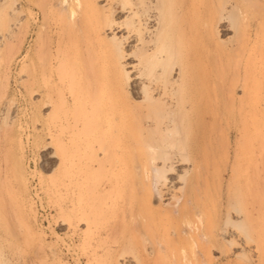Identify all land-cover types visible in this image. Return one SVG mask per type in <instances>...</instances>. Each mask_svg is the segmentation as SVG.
I'll return each mask as SVG.
<instances>
[{
  "label": "rangeland",
  "instance_id": "1",
  "mask_svg": "<svg viewBox=\"0 0 264 264\" xmlns=\"http://www.w3.org/2000/svg\"><path fill=\"white\" fill-rule=\"evenodd\" d=\"M233 1L237 26L207 21L204 4L192 7L187 0L182 10L177 4L160 9L164 29L158 30V44L173 49L169 67L176 70L183 61L188 75L200 82L186 80L185 91L216 86L220 93L210 97V107L204 93L175 116H200L209 109L203 129L211 132L206 129L205 140L195 139L192 126L185 137V124H178V137L199 152L181 161L180 153L171 151L173 167L165 182L158 181L161 160L144 168L147 157L126 145L111 153L113 164L94 175L95 182L106 181L107 192L96 199L101 208L87 232L64 206L67 192L61 189L59 196L56 189L68 179L61 161L69 140L59 142L43 131L39 98L27 92V77L57 68L81 103L141 105L132 66L140 56L152 57L134 40L136 1L0 0V264H264V0ZM111 26L120 30L113 34ZM250 91L256 94L253 107L262 109L259 115L241 111L246 101L239 98ZM75 107L58 102L55 114ZM232 107L235 116H227ZM89 114L95 120L101 111ZM244 123L263 140L253 134L247 144L237 133ZM125 136L106 145L111 149ZM184 172L183 185L177 176ZM189 185L193 200L183 194ZM161 187L169 195L162 197Z\"/></svg>",
  "mask_w": 264,
  "mask_h": 264
},
{
  "label": "bare ground",
  "instance_id": "2",
  "mask_svg": "<svg viewBox=\"0 0 264 264\" xmlns=\"http://www.w3.org/2000/svg\"><path fill=\"white\" fill-rule=\"evenodd\" d=\"M135 1L134 9H132L133 16L135 17L134 24H136L133 35L135 36L134 40L138 46L145 50V55L152 57L144 60L143 57L140 56L134 66H132L135 71L134 78L136 84H138L136 92L140 93L142 98L141 105L140 103L139 105L133 103V105L132 103L130 104L122 101L113 103L111 100L105 101L102 105H90L86 102L81 103L78 93L72 89L71 83L67 79L59 75L57 68H53L49 75L45 73L40 75L29 74L27 77L29 80L28 82H30L27 87V92L30 95L37 94L39 98L38 111L42 121L41 128L47 135L52 136L53 139L54 137L58 140L60 139L62 143L69 140V147L66 152H64L62 161L60 160L61 163L67 165H64V170L68 169L67 171L65 170L67 175L65 174L66 176H64L66 178L68 177V179H65V181L62 179L60 183L62 181L63 183L60 187L59 184H57L58 187H56V189L60 191L64 189L65 192H67L66 195H68L69 204L67 205L66 203L63 205L70 211L69 213L70 216L72 215L74 223L77 226L80 224L85 225L87 227V232L93 231V225L98 219L101 206L97 204L96 199L102 195L104 196V193L107 192L106 181L100 180L102 178L99 177L100 181L97 180V182H99L97 184L94 175L97 171L99 175L102 170L105 169L107 162L110 163V165L113 164V161L109 159L111 153L118 150L121 146L126 145L129 150L136 151L141 157H143L142 155L147 157V160L142 158L145 159L143 164L144 168L149 162L156 164L158 160H161V166L157 167L159 172L158 181L163 178L165 182L167 170L173 167L171 151L180 153L179 160L181 161L188 159V153L199 152V146L193 143V145L188 147L185 140L178 137L179 132L176 129L178 124H185V137L189 136L191 129L189 130L188 128H192V126L195 127V139L205 140L206 135L209 137L206 133L210 128L205 127L208 130L203 129L204 126L209 123L205 122L206 124L203 125V116L210 113L209 109H207L208 111L205 109V111L201 112L200 116L197 114L198 116L193 117L187 114L185 117L180 118L175 116V111H180L188 101L191 103L193 101L195 102L196 99L198 101L199 97V100H201V98L206 97L205 94L210 95L208 96L209 102L205 101V107L208 108L210 107L208 105H211L213 102L212 100V102L210 101V97L213 96L211 98L214 99V97L216 98L220 94L216 86L215 89L212 88L214 89L213 91H211V89L205 92L206 86H203L205 87L203 89L204 92H202L203 90L197 91V94H189L186 92L183 82L188 80L186 82L196 83L198 85H200V82H198L195 76L188 75L190 72L186 70L188 65L184 64L183 61L176 67V70L174 64L169 67L168 59L173 55V49H171L172 47L168 44H158L160 34L158 30L160 29V31H162L164 29L163 24L159 25L161 19L160 9L162 7L171 8L173 5L177 4L178 9L182 10V0ZM77 3L80 4L78 1ZM187 3L192 7L198 4H204L205 11L203 14L207 17V21L216 18L218 22L230 20L234 26L238 24L239 11H236L237 5L233 0H187ZM201 15L202 14H198V17L201 18ZM211 26L215 29V23H212ZM119 30L120 28H114V26L110 28L113 34ZM155 39L157 41L153 43ZM114 54L116 55L117 52L115 51ZM57 63V59H53L52 64L57 66ZM173 71H175L173 77L167 75V73L169 75L172 74ZM207 88L209 90V85ZM203 95L204 97H201ZM244 95L245 98H239V100L246 101L241 111H246V109H248V111H251L253 114L259 115L262 109L253 107L251 103L252 97H255L256 94H252V91H250L245 92ZM235 100L234 98L231 103L233 106ZM69 101L73 102L77 107H75V109L73 108V110L66 109L62 115L56 116L55 109L57 103L64 102L68 104ZM228 107L230 108V106ZM95 110L101 111V115L95 120H92L89 113ZM224 113L227 116H235L236 109L232 107L231 109H227ZM204 117L207 121L209 120L206 116ZM222 117L223 116H221V118ZM237 133L240 137L246 138L247 144H249V140H251L254 135H256V137L252 139L259 138L260 142L263 140L261 139V132L257 133L253 131L249 124L246 123H244L242 130H239ZM123 134H126L125 142L120 144L116 142L111 149H109L106 143L115 137L120 139L119 137ZM229 135L232 137L234 132L230 131ZM251 143L252 142H250V144ZM254 146L255 144L253 147ZM147 173H149L148 169ZM185 177L186 174L184 172L177 176V180L184 185L185 182H183V180ZM112 185L113 180H108V188H111ZM145 189L151 194L147 185ZM159 192L162 197L169 195V192L167 193V190L162 187ZM59 194V196H61L63 194L62 191L59 192ZM183 194L185 198H191L193 200L192 186H186Z\"/></svg>",
  "mask_w": 264,
  "mask_h": 264
}]
</instances>
